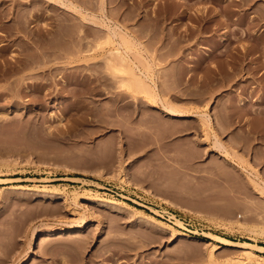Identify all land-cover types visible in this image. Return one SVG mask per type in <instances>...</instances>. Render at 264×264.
<instances>
[{"label":"rangeland","instance_id":"374dc122","mask_svg":"<svg viewBox=\"0 0 264 264\" xmlns=\"http://www.w3.org/2000/svg\"><path fill=\"white\" fill-rule=\"evenodd\" d=\"M59 1L0 0V264H232L209 232L264 245L241 169L264 179V0Z\"/></svg>","mask_w":264,"mask_h":264},{"label":"bare ground","instance_id":"6f19581e","mask_svg":"<svg viewBox=\"0 0 264 264\" xmlns=\"http://www.w3.org/2000/svg\"><path fill=\"white\" fill-rule=\"evenodd\" d=\"M52 1V0H51ZM54 2L56 1V0H53ZM62 1V0H61ZM61 1H59V3L61 2ZM58 2V1H57ZM70 2V1H69ZM56 3V2H55ZM61 3L63 4V5H61ZM60 3V5L61 6H67V7H70V6H68L67 5V3H64V2H61ZM71 3V2H70ZM73 5H74V3H73ZM60 6V7H61ZM74 7H75V5H74ZM71 8V7H70ZM77 8V7H76ZM65 9V8H64ZM74 9V8H73ZM73 9H71L72 11H73ZM74 10H77V9H74ZM74 12V11H73ZM76 12V11H75ZM78 13H80L79 11H77ZM82 14V13H81ZM83 15V14H82ZM112 31H114V30H112ZM113 33V32H112ZM116 34V32L114 31V34H112V35H115ZM117 48V47H116ZM115 48V49H116ZM114 49V50H115ZM117 50H119V49H117ZM117 50H115V51H117ZM119 52V51H118ZM121 56V58L123 59V55L122 54H120ZM125 62H126V60H128L127 59V57L125 58V59H123ZM128 62V64H129V61H127ZM131 65V64H130ZM131 67L132 66H130V69H131ZM116 68H118V67H116ZM129 68V67H128ZM136 68V67H135ZM117 71H122L123 70V72H125L126 70H124V69H116ZM133 70H135V69H131L130 70V73L133 71ZM145 72V71H144ZM135 73V72H134ZM141 73H142V70H141ZM145 74V73H144ZM147 74V73H146ZM131 75H133V77L131 76ZM130 76H131V79L130 80H132V81H130V80H127V79H129V76L126 78V79H124L125 81H124V83H125V85H126V87H128V85H130L132 82L134 83V86H137V85H135L136 83H135V81L137 80V77L139 78V74H138V76H136L137 75V72H136V74H133V72H132V74H131ZM140 80L138 81H136V82H140V81H142V84H139L141 87H144L145 89H147V90H145L144 88V90L146 91V93L148 94V92H149V96L151 97H149L150 99H152V100H150V101H152V102H155V99L157 98V93L155 92V90L152 88V87H148V85H146V83H145V81L143 80V79H141V77L139 78ZM128 81L130 82V83H128ZM126 82L128 83V84H126ZM143 82H144V85L146 86H144L143 85ZM123 83V84H124ZM137 83V84H138ZM141 83V82H140ZM138 85V86H139ZM131 87L133 86V84H131L130 85ZM129 86V87H130ZM148 87V88H147ZM157 101V100H156ZM155 104V106H157V107H159L160 105L157 103V102H155L154 103ZM169 105V104H168ZM164 106V107H163ZM171 106V105H170ZM162 107L163 108H166V110H168L169 111V114H172V115H177V116H180V117H182V116H187V113H185L184 111H177V110H175L173 107L171 108V107H169V106H167L166 104H163L162 105ZM204 121L206 120L207 122H208V124H210L211 123V115L209 114V113H204ZM206 118V119H205ZM205 124H207V123H205ZM215 148L218 150V151H220L221 152V154H222V156H224V157H229V156H232V154H231V152H229L227 149H226V147H225V145L220 141V139H218V136H216L215 135ZM241 169L243 170V171H245L246 172V174H247V176L249 177H247L249 180H250V183H251V181H252V183L254 184L253 186H255V188H256V190H257V192L259 193V194H261L262 195V197H264V179L262 180V179H260V177L255 173H253V172H250V170L248 169V168H246V167H241ZM252 171V170H251ZM72 179H74V180H82V182H88L89 180H87V179H85V178H81L80 176H72L71 177ZM248 180V181H249ZM93 181V180H92ZM96 181H93V184L95 183ZM98 183V182H97ZM23 186V189H31L32 187H30V186H24V185H21V187ZM53 188V187H52ZM58 187L57 186H55L52 190H51V194L52 195H50L51 196V198H52V196H55V194L57 195L59 192V188L57 189ZM87 189V188H86ZM56 190H58V191H56ZM88 190V189H87ZM89 191V190H88ZM48 194V193H47ZM50 196H49V198H50ZM57 197V196H56ZM48 198V197H47ZM83 199H89V200H91V201H94V202H96V203H101V202H110V203H112V204H117V205H119L120 206V203H118V202H115V201H110V200H108V199H106V198H104V197H102V196H100V194H92L90 191H89V193H86L83 197H82ZM52 199H54V198H52ZM76 199L78 200V198L76 197ZM56 200V199H55ZM111 204V205H112ZM116 206V205H115ZM114 206V207H115ZM117 208V207H116ZM118 208H120V207H118ZM117 208V209H118ZM134 209V208H133ZM73 210H76V208H74L73 207ZM119 210V209H118ZM120 210H122L121 208H120ZM139 213H143V211L142 210H139V209H136ZM84 216V215H83ZM146 216H147V214H146ZM149 217V216H148ZM152 218V217H151ZM81 219V218H80ZM80 219H78V220H80ZM82 220H84V217H82V219H81V221ZM152 220V219H151ZM156 220V219H155ZM157 221V220H156ZM160 221V220H159ZM176 221H177V223H182V221L181 220H179V219H176ZM78 223V222H77ZM82 223H80V224H78L77 225V229L78 228H80L82 225H81ZM162 224V223H161ZM240 224V226H245V224L244 223H239ZM48 227V226H47ZM76 227V226H75ZM228 227V226H227ZM246 227V226H245ZM49 229H47V232L48 233H53V232H57V231H65V230H67V228H65V227H56V226H53L52 225V227H48ZM248 229L249 230H251V231H253V232H256L257 230L255 229V227L253 228V226H249L248 227ZM262 230V229H261ZM262 232V231H261ZM260 232V233H261ZM176 234L177 235H180V234H183V233H177L176 232ZM204 234H206V236L207 237H209V238H211V241H210V243L212 244V246H211V251H210V257L211 258H215V256H216V251H218L219 249H221V248H223L224 246H234V247H237L238 249H240V253L236 256V257H234V258H232V264H264V254H262V253H264V245H262V244H259V243H255V242H252V241H248V240H245V241H236V240H232V239H230V238H228V237H225V236H221V235H218V234H215V233H212V232H209V233H204ZM176 235V236H177ZM209 243V244H210ZM259 252H262V253H259Z\"/></svg>","mask_w":264,"mask_h":264}]
</instances>
